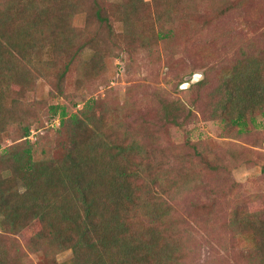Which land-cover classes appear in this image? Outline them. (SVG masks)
<instances>
[{
  "label": "trees",
  "instance_id": "16d2710c",
  "mask_svg": "<svg viewBox=\"0 0 264 264\" xmlns=\"http://www.w3.org/2000/svg\"><path fill=\"white\" fill-rule=\"evenodd\" d=\"M198 1L206 0H121L118 4L0 0V139L7 118L18 125L16 143L0 154V164L11 161L0 173V214L6 233L30 234V241L40 242L37 247L44 245L41 250L47 260L70 249V264H194L193 238L203 232L227 252L231 242L225 241L226 232H230L245 244L235 264H264V195L256 208L243 199L231 202L224 222L211 217L212 206L184 204L185 193L196 190L202 177L193 161L202 153L186 138L185 146L193 152L171 156L180 168L169 162L158 166L159 152L164 153L161 137L151 127L153 120L143 122L141 134L127 127L131 112L137 111L130 100L104 106L100 113L96 100H87L75 113L65 105L50 104L49 114H59L57 131L69 132L70 146L59 156L53 157L41 139L29 140L31 123L39 118L37 108L22 101V91L36 75L57 68L54 86L62 94L60 83L68 73L74 72L76 83L88 82L106 72L111 58L126 54L132 61L136 52H149L158 42L175 40L179 28L186 38L204 35L208 24L232 9L238 15L244 7L241 0L224 7V0H208L213 19L208 23V16L200 24L191 17ZM254 13L264 16L259 7ZM76 16L84 17L81 27L73 23ZM186 21H190L188 32L178 24ZM194 28H199L198 33L191 34ZM232 29L221 28L196 49L207 60L210 43L217 45L222 35L242 40L235 58L220 66L214 83L209 78L214 68L207 66L204 79L190 86L195 98L186 117L199 120L198 110L204 120L221 125L220 137L239 140L251 133L258 119H264V47L253 36L234 35ZM87 49L93 54L86 61L81 53ZM44 57L47 65L41 66ZM4 91L12 94L11 106L3 102ZM183 109L181 101L164 104L155 117L163 124L178 125ZM234 144L227 149L229 161L244 163ZM221 160L216 158L214 166L223 167ZM17 181L24 187L21 192ZM0 253V264H5V252ZM211 262L227 263L225 259Z\"/></svg>",
  "mask_w": 264,
  "mask_h": 264
},
{
  "label": "rangeland",
  "instance_id": "374dc122",
  "mask_svg": "<svg viewBox=\"0 0 264 264\" xmlns=\"http://www.w3.org/2000/svg\"><path fill=\"white\" fill-rule=\"evenodd\" d=\"M105 1L108 4L121 3V0ZM238 1L240 0H224L221 7L228 6V4L235 6ZM241 1L244 7L238 9L240 14L236 15L237 12L232 9V12L229 11L228 15L221 20L215 21L210 26L208 24L204 35L186 38L185 34L187 33L184 34L179 28L175 34V40L158 42L155 48L149 52H136L132 55V61L128 59L126 54L111 58L106 72L88 82L76 83L74 72L68 73L63 83H60V87L63 89L62 94L54 86L58 83L55 78L57 68L36 75L31 84L23 86L22 91L24 93L22 101L26 102L30 108L32 106L37 108L34 111L39 118L37 122L31 123L29 140L34 142L36 139H41V144L46 146L53 157L59 156L70 146L69 132L57 131L59 114L58 112L53 116L49 114L47 108L50 104L65 105L69 112L75 113L82 108L87 100H96L98 102L96 110L102 112L104 106L110 105L111 107L117 103L121 105L127 99L134 103L137 110L132 111L127 119L129 123L127 127L132 132L143 133V122L148 123L153 120L155 123L151 127L158 131L157 133L161 137L162 152L164 151L163 154L159 152L158 166H166V162H169L174 168H180V165L174 163V157L171 156L193 152L192 148L185 146L186 138L191 142V145L195 146L197 152L202 153L201 157L198 156L193 159L199 168L198 170L202 173V177L197 180L198 188L196 190L185 193L186 195L182 199L184 204L192 201L214 207V213L211 217L219 222L227 220V215L230 213L229 205L236 200L243 199L249 205L255 206V208L259 207L261 205L259 196L264 195V173H262L264 166V119H258L251 133L246 137L233 140L220 137L221 125L208 119L204 120L202 113L198 110L196 113L199 120L193 119V116L191 118L186 117L188 108H191L190 101L195 98V91H190L191 85L188 86L192 76L200 74L203 78L198 82L202 81L205 68L211 66L214 69L209 73V78L214 83L220 66H224L226 61L230 62L235 58L238 52L237 45L242 41L241 39L235 40L232 36L224 38L222 35L218 38L219 43L217 45L210 43L211 51L208 59L202 60L201 52L200 54L197 53L196 49L204 39L210 41L221 28L226 30L233 28L234 35H238L242 39L246 35L253 36L258 44L264 47V16H257L254 13L258 7L260 11H264V0ZM210 4L208 0L197 2L195 11L191 16H195L194 22L201 24L202 21L208 20V16L210 17L208 23L212 21L213 14H210L212 8ZM190 21L178 23L184 32H188V22L192 23V20ZM73 23L75 26L81 27L84 23V17L76 16ZM225 25L229 28H226ZM198 30L199 28L191 29L190 33H198ZM205 49L207 51L206 47ZM92 54L87 49L81 53V59L87 61L92 57ZM204 62L205 65H202ZM44 65H47V57L42 59L41 66ZM182 79L185 83L181 82ZM205 93L206 91H204V95ZM3 96L5 105L11 106L12 94L5 92ZM180 101L184 109L182 115L179 116L180 118H177L178 125L163 124L155 117L161 105L174 103L179 105ZM201 102L199 106H201ZM148 111L150 116L146 117L145 113ZM7 119L9 122L7 129L3 131L2 139H0V154L16 143L13 141V136L17 134L15 130L18 125L12 121L11 117ZM94 119L98 120V116L94 115ZM233 143L238 147V158L242 157L246 160L244 163L234 165L233 162L229 161L227 149ZM161 146L158 149L161 150ZM221 157H223L222 160ZM216 158L221 160L218 163L221 162L223 167L214 166L217 164ZM10 162V160L1 162L0 173L4 166ZM185 166L187 165L185 164ZM8 177H11L10 172H8ZM16 187L20 192L24 190L19 181H17ZM182 213L185 214L180 212V214ZM3 221L4 216L0 214V248L3 246L0 251L5 252L2 256L5 264H70L73 256L70 249L57 253L47 260L41 250L44 245L41 249L37 247L40 242L30 241V234H25V232L6 233L5 227L2 225ZM192 232L194 233V231ZM226 233L227 239L225 241L231 242L227 252L220 247V242H217L213 237L209 238L203 232L200 233L201 236L193 238L192 262L194 264H213L211 262L213 260L219 262L225 259L226 264H235L234 261L245 244L243 241H237L238 239L234 240L230 232ZM42 234L45 239L49 238L48 233L43 232ZM33 243L37 245L32 246Z\"/></svg>",
  "mask_w": 264,
  "mask_h": 264
},
{
  "label": "water",
  "instance_id": "95a60500",
  "mask_svg": "<svg viewBox=\"0 0 264 264\" xmlns=\"http://www.w3.org/2000/svg\"><path fill=\"white\" fill-rule=\"evenodd\" d=\"M202 78H203L202 75H200V74H194V75L192 76L191 80L189 81L188 86H189V85H192V84H195L196 82H198V81L201 80Z\"/></svg>",
  "mask_w": 264,
  "mask_h": 264
}]
</instances>
